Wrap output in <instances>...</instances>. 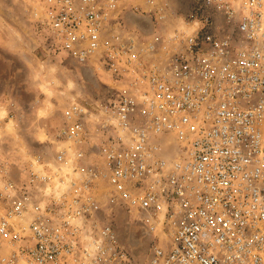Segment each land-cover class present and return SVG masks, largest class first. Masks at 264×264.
<instances>
[{
	"label": "built area",
	"instance_id": "obj_1",
	"mask_svg": "<svg viewBox=\"0 0 264 264\" xmlns=\"http://www.w3.org/2000/svg\"><path fill=\"white\" fill-rule=\"evenodd\" d=\"M143 4L146 30L120 0L34 1L53 47L119 91L73 101L16 177L0 138V264H132L122 211L165 236L148 264H264V0Z\"/></svg>",
	"mask_w": 264,
	"mask_h": 264
},
{
	"label": "rangeland",
	"instance_id": "obj_2",
	"mask_svg": "<svg viewBox=\"0 0 264 264\" xmlns=\"http://www.w3.org/2000/svg\"><path fill=\"white\" fill-rule=\"evenodd\" d=\"M35 0H0V138L2 154L21 167L35 153L52 151L59 120L73 103L105 102L118 96V87L106 77L82 68L52 45L49 33L32 19ZM167 1L177 9L181 0ZM120 7L154 8L143 0H120ZM90 68V67H89ZM73 83V88L71 87ZM13 115L12 120L10 119ZM116 229L134 264H148L154 242L164 243L161 232L150 233L125 212H117Z\"/></svg>",
	"mask_w": 264,
	"mask_h": 264
},
{
	"label": "flooded vegetation",
	"instance_id": "obj_3",
	"mask_svg": "<svg viewBox=\"0 0 264 264\" xmlns=\"http://www.w3.org/2000/svg\"><path fill=\"white\" fill-rule=\"evenodd\" d=\"M122 20L130 26H138L141 29L146 30V27L152 21V16L148 14L140 13L138 11H134L131 8H129V9H125L122 12Z\"/></svg>",
	"mask_w": 264,
	"mask_h": 264
},
{
	"label": "crops",
	"instance_id": "obj_4",
	"mask_svg": "<svg viewBox=\"0 0 264 264\" xmlns=\"http://www.w3.org/2000/svg\"><path fill=\"white\" fill-rule=\"evenodd\" d=\"M150 25L148 24V26L146 27V29L149 27ZM151 28H152V25H151ZM67 56V55H66ZM68 58H70L69 56H67ZM71 59V58H70ZM73 60V59H72ZM75 61V60H74ZM79 66H81L82 68H88L89 70H92L91 68H89V67H87V66H85V65H83V64H80V63H78L77 61H75ZM65 121V119H64V113H63V117H61V120H59V125L61 124V126L59 127V129L58 130H60L61 128H63L64 127V122ZM57 130V131H58ZM56 131V132H57ZM128 248V247H127ZM129 249V248H128ZM129 252L131 253V251L129 250ZM131 257H132V264H134V258H133V256H132V254H131Z\"/></svg>",
	"mask_w": 264,
	"mask_h": 264
},
{
	"label": "bare ground",
	"instance_id": "obj_5",
	"mask_svg": "<svg viewBox=\"0 0 264 264\" xmlns=\"http://www.w3.org/2000/svg\"><path fill=\"white\" fill-rule=\"evenodd\" d=\"M71 87L73 88V83H72Z\"/></svg>",
	"mask_w": 264,
	"mask_h": 264
}]
</instances>
